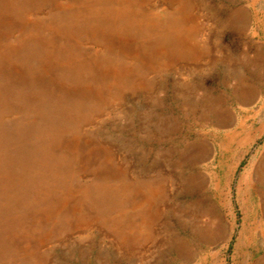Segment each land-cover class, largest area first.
Masks as SVG:
<instances>
[{
	"label": "rangeland",
	"instance_id": "1",
	"mask_svg": "<svg viewBox=\"0 0 264 264\" xmlns=\"http://www.w3.org/2000/svg\"><path fill=\"white\" fill-rule=\"evenodd\" d=\"M0 264H264V0H0Z\"/></svg>",
	"mask_w": 264,
	"mask_h": 264
},
{
	"label": "bare ground",
	"instance_id": "2",
	"mask_svg": "<svg viewBox=\"0 0 264 264\" xmlns=\"http://www.w3.org/2000/svg\"><path fill=\"white\" fill-rule=\"evenodd\" d=\"M43 70V69H42ZM46 71V70H45ZM48 76V75H47ZM105 88V87H104ZM215 112V111H214ZM78 141H79V139H78Z\"/></svg>",
	"mask_w": 264,
	"mask_h": 264
}]
</instances>
